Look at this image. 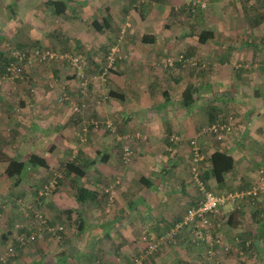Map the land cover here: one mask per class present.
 Returning <instances> with one entry per match:
<instances>
[{"label":"crops","instance_id":"obj_1","mask_svg":"<svg viewBox=\"0 0 264 264\" xmlns=\"http://www.w3.org/2000/svg\"><path fill=\"white\" fill-rule=\"evenodd\" d=\"M189 2L190 0H0V58L4 55L3 42L6 40L15 43L18 47H27L29 45L41 46V42L51 43L50 45L53 46L58 43V40L60 42L64 38V40H68V43H71L70 45L64 44V49L68 47L67 49L71 52H84L91 63L90 67L95 66L101 71L106 64L105 57L109 48L116 44L119 46L120 54L113 70L105 75L106 83L95 85L94 93L91 92L93 93L92 98H80V102L71 100L60 103L57 104L55 110L50 109L51 106L53 108L52 103H45L46 100H44L43 103L40 102L44 105L42 114L35 113L36 116H32L31 120H26L27 117H23L25 114L28 116L30 111V106L26 104L21 109L22 114L16 115V121H13L16 128L19 125L20 127L17 129L20 130L21 124L27 121L29 134L35 135L34 144L29 145L27 153L45 160L46 165L30 167L28 164L20 177V182L13 186L12 190L25 188L21 192L26 194V199L25 197L19 198L23 201H31L29 200L30 194L35 189L32 192L29 190L30 182L28 183V181L34 179L30 174L38 171L39 177H41L45 173L44 171L51 172L53 165L56 163L65 164L68 158L76 159L75 164L83 170L82 177L87 176L89 171L97 169L99 172L96 171V176L99 175L100 178L96 180L100 182H110L111 184L114 179L119 178L117 203L121 208L117 210L111 223L107 222L103 225L104 227L108 225V230L111 227L115 229V232L111 230L113 244L115 253H119L122 257V260L116 258L121 264L132 262L134 256H132L131 249L140 252L143 246V233L163 236L183 218L187 208L198 199V197L195 198L198 193L190 180L189 150L186 141L195 137L201 126L217 120L221 111L224 112L231 106H239L242 90L248 85L240 71H236L232 66L236 60L243 59L242 54L238 52L239 48H235V45L242 47L246 55L248 54L246 51H254L255 55H250L253 62H256L257 58L264 53L258 47L257 34L252 33L251 36H244V40H242L240 34H225V32L219 31L221 30L219 27L221 16L218 13L214 16L211 14L212 16L201 17L197 23L204 22L205 27H201L199 32L191 37L186 36L183 31L170 33L151 31L125 35L117 32L118 29L121 32V27L127 23L129 25H162L166 20L178 23L179 19L183 17L180 13L178 16V11L186 8L188 10L186 11L187 18H190L195 12L193 7L198 8L192 3L187 4ZM222 2L223 0H210L207 2V6L211 9L212 5L216 7L217 3ZM228 2L236 4V0H228L225 3ZM174 12L176 13L173 14ZM226 13L229 16L232 15L228 10ZM225 16L223 21L226 20ZM98 26H102L101 31H97ZM203 29L212 31V35L202 43L198 38ZM249 45L251 49H249ZM181 52L200 59L206 66L202 69H194L182 68L179 65L169 68L164 65L166 58L176 56ZM67 73L69 74V72ZM69 75L68 78H73L71 72ZM187 88H190V92L189 95H186L185 100L183 95ZM100 93H105L102 103H99L97 99V95ZM184 102L187 106L183 104ZM0 103L1 105L4 103L1 98ZM80 103L84 104L82 111L73 112V105H81ZM228 109L231 113L229 115L234 116L238 120L237 123H241L240 127L239 125L237 127L236 123L232 134L233 136L238 128L240 141L233 140L231 136L220 143L213 140L215 144L210 143V148H207L208 146H205L202 140L204 137H198L197 140L201 144L202 151L206 153L207 162L202 166V174L209 169L207 164H209L210 154L215 150H221L233 158L234 167L225 174L222 183H217L212 177H209L208 181L213 180L219 186L227 187L230 191L233 184L239 182L241 189L243 187L246 189L247 186L249 189L256 184L258 180L253 181V179L260 174L258 171V174L255 173L254 176L247 170L246 161L251 164L253 160L252 158L247 159L245 156L241 172L238 165L241 155L239 145L243 148L242 154L245 147L251 149V146L258 142L255 136L262 132L264 126L262 123H258L259 119L257 120L256 116L253 118L251 115V119L245 120V115H242L241 112L238 116L237 111L235 115L234 110ZM7 110L6 107L5 111L3 108L0 109V129L6 121ZM91 115L100 118L101 121H112L118 135L133 136L136 132L141 134L139 138H133V141L129 142L133 149V156L128 164L123 165L120 161L121 144L116 139L118 148L97 145L98 143L105 144L103 143L105 140L104 131H108L105 128H101L102 130L96 131L95 134L92 132L88 135L84 134L87 135V141L95 144L93 153L87 142L80 144L77 150H73L74 139L81 136L80 125L87 121ZM0 133L5 135L2 131ZM21 133L19 138L16 137L19 133L7 138L19 149H22L20 145L27 144L26 133L24 131ZM172 133L182 136L185 141L177 144L170 142L169 135ZM246 135L249 136L244 137ZM4 142L0 140V151L6 154L11 145ZM258 144L261 145L262 142ZM245 151L247 150L245 149ZM71 152L74 154L72 155ZM102 153H104L103 161L105 162L98 156ZM93 154L97 156L95 157ZM7 155L18 161H25L29 158L14 157L11 152ZM110 164L112 165L109 168ZM64 170L66 169L64 168ZM111 172L114 176L113 179L110 177L112 181H109L111 179L106 175ZM67 174L77 176V173L73 172ZM163 184L174 186L170 189L169 194L162 192L165 191L164 188L160 190V186ZM171 192L176 196L171 195ZM57 197H59L58 193H54L48 198V201L52 200L58 203ZM15 198L14 204L20 206ZM248 198L245 196L240 199L244 201L239 210L230 211L231 205L224 207V210L227 209V221L231 222L233 218L239 223L238 221L245 215L243 214L246 211L244 204L248 206ZM248 211L250 216L256 213V210L248 209ZM13 213L16 217L21 218L18 213L11 210L8 211L7 216L13 218ZM142 219L144 227L147 229L141 228L144 231L141 230L139 241L135 242L138 236L132 237V233H136L133 227ZM220 220L221 218L218 219V221ZM260 222L262 223V221ZM218 224L220 222L216 221L214 227ZM227 229L231 231L232 228ZM242 229L239 234L242 233ZM137 243L138 246H136ZM4 244L3 247L0 245V255L6 248ZM253 245L256 244L253 242ZM178 247L166 243L157 254L149 257L150 259L145 264H167L170 261H177ZM182 247L180 246V248ZM204 247L205 245L199 248L203 250ZM261 256L255 254L253 259L259 261ZM185 257L187 260H192L190 256ZM14 258L8 257L5 262L0 261V263L11 264L15 260ZM80 261L75 260V263L80 264Z\"/></svg>","mask_w":264,"mask_h":264},{"label":"rangeland","instance_id":"obj_2","mask_svg":"<svg viewBox=\"0 0 264 264\" xmlns=\"http://www.w3.org/2000/svg\"><path fill=\"white\" fill-rule=\"evenodd\" d=\"M207 1L210 0H206V2ZM191 2L193 1L190 0V2L187 4H191ZM197 7L198 8L193 7V10L195 12L193 14L194 17H192L193 15L191 16L192 18L191 17L187 18L186 11L188 10L186 8H183L180 11H178L177 13L178 16L179 13L183 15L182 17L183 19L182 18L179 19L180 21L178 23H174L172 21L167 22V20L164 21V24L162 25H134V24L129 25L127 23L123 25V27H121V32H119V29L117 32L120 34L124 33L125 35L127 33L140 34L151 31L168 32V33L183 31L185 32L186 36L191 37L197 34L201 27H205V25L203 24L204 22L197 23L199 20H201V17L205 15L208 16L211 14L214 16L215 14L218 13L221 16V21H219L221 23L219 25L221 30L219 31L225 32V34L227 33L240 34L242 40H244L243 39L244 36L245 37L251 36L252 33L257 34L256 38H258L257 40L258 47H260L264 51V0H236V4L234 2L225 3V1L223 0L222 3L220 4L217 3L216 7L215 5H212L211 9H209L208 6L205 9H201L199 6ZM227 10L230 11L232 15L229 16L226 13ZM175 13L176 12H174L173 14ZM167 14L169 15V11L167 12ZM224 15H226L225 19L227 21L226 20L223 21ZM53 42L55 43L54 40ZM236 42L233 43L236 44ZM3 43H4L5 52L4 55H2V57L0 58V98L1 101H4V103L3 105H1L0 103V109L3 108V110L5 111V107H6L8 108L7 110L8 113L6 114V121L2 126V129H0V131L5 133V135H1L0 133V140H3V142L4 141L8 142V144L11 145V148L9 146L6 154L0 151V161L1 159L3 160L7 158H12L11 156L7 155L9 152L13 153L14 157H18V158L19 156L20 158H26V157L28 158L30 155L29 153H27V151L29 150V145L32 143L34 144L35 135L31 136L29 134L27 121L24 124H21L20 130L17 129L20 126L17 125L16 128V125H14L13 123V121H16V115L22 114L21 109L26 104L30 106V111L28 112L29 113L28 116H26L25 114L23 117L25 118L27 117L26 120H31L32 116H36L35 113L42 114L41 112L44 105H42L40 102L43 103L44 100H46L45 103L47 102L52 103L53 108L51 106L50 109L55 110L57 108L56 107L57 104H60L58 102V99L62 93L65 92V94L68 96V100L66 102H70L71 100L72 101L74 100L75 102L78 101L80 102V98H84V99L87 97L92 98V95L94 93L93 89L95 85H101L102 82L106 83V79L102 81L101 80L92 81L91 76L98 75L101 72L100 69L96 68L95 66L90 67L91 63L89 62L84 52H80V51L71 52V50L69 51V49H67L68 47L64 49L63 48L64 44L67 45L71 44L68 43V40H64V38L61 39L60 42L58 40V43H55V45L53 46L50 45L51 43L47 44L46 42L44 43L41 42V46L39 47L49 48L56 52H61V53H69V54L75 53L77 55L80 54L81 55V56L79 55L80 60L83 63L82 65L83 73L85 74V76H87V78H89L87 88L85 89L81 88L82 87L81 79L76 74L74 67L66 60L62 62L58 60H50L47 62H36L32 66H27L24 68L25 72H24L23 81L14 80V79L13 80L5 79L2 77L3 75L2 68L4 67L7 60L12 58V52L29 51L32 47L37 45L18 47V45H16L15 43L7 40L4 41ZM235 48H239L238 52L242 54L243 59L241 60L238 59L236 60V62L233 61L234 64L232 66L236 71L238 70L240 71L242 77H244L247 80L246 84L248 86L245 87L244 90H242L239 106L235 105V107L231 106L228 108H231V111L234 110L235 115L237 111L238 116L240 115L241 112L242 115H245L244 116L245 120L251 119L250 118L251 115H253L252 116L253 118H255L256 116L258 117L257 120L259 119L258 123L259 124L262 123V125L264 126V53H262V55L257 58L256 62H253V58H251L250 55L251 54L255 55V53H253L254 51L252 50L246 51L248 53L246 55L244 54L245 51L242 49V47L240 46L238 47L236 44ZM249 49H251L250 45H249ZM112 70L113 69H111L110 71ZM67 72H69V74L71 72L73 78L70 77L68 78V76L70 75ZM250 83H252L253 85ZM104 95L105 93H100V95H97V99L99 103L103 102ZM224 108H226V105H224ZM228 108H226L224 112L221 111V115L219 116V118L220 117L222 119L231 118L232 120L233 127L230 135L228 136L229 139L233 134V131L235 129L238 120L235 119L234 116L229 115L231 113H229ZM89 119L100 121V118H97L92 115L89 117ZM89 119L87 121H89ZM83 124L84 123H82V125ZM240 124L241 123H237V127L238 125L240 127ZM82 125H80L79 127L81 136L80 138L74 139L73 143L75 147L73 148V150H77L80 144L87 142V144L90 145L91 151L93 153L95 151L94 149L95 144L90 143V141H87V135L91 132L95 134L101 131L102 129L100 127L98 129H94L91 126H88L86 131L87 135H83V133L81 132ZM203 126H201L199 130ZM21 131H24L27 135L26 136L27 144L20 145L22 149H19V147L17 148L15 144L11 142V140L8 141L7 138L8 136L15 135L16 133H19L18 135H16V137L19 138V136H21L22 134ZM36 132L38 131L36 130ZM104 134H105V140L103 141V143L105 144L98 143L97 145L99 147L102 145L111 146L114 148L119 147V145L115 142V138L111 132L104 131ZM238 134H239V129L237 128V131L232 136L233 140L240 141V137ZM257 135L258 136L254 135L258 140L256 145L251 146V149L245 147L247 151H245L244 149L243 154H242L243 148H241V146L239 145L241 149V155L238 159V165L240 167L239 169H241V172L243 171V168L241 167L244 166L243 163L244 156L247 157V159L252 158L253 160L251 162L252 165L249 164L246 161V159L245 161H246L247 170L251 172V174H254V176L258 174L260 168L264 166V146H263L264 129L262 130L261 133H257ZM248 136L249 135H246L244 137H248ZM249 139L251 138L249 137ZM202 140L204 145L208 146L207 148H210L209 144L214 143V141L218 143L221 142V141H217L211 136H205L204 139ZM261 142H262L261 145L258 144ZM23 149L26 151L21 152V150ZM100 149L103 150L102 148ZM71 153L72 155L74 154V152ZM67 155L69 156V153ZM204 155H206L205 152ZM93 156L95 155L93 154ZM98 156L101 157L100 160L103 161L104 153L99 154ZM95 157H93V159H95ZM72 160L68 158L66 159L65 162L66 163L67 161L74 162L76 159L74 158ZM66 163L65 164L56 163L55 165H53L52 167L53 169H51V172L44 171L45 173L41 177H39L40 173L38 171H34L33 173L31 172L32 174H30V176H33L34 178L32 181H28V183L30 182L28 186L31 192L33 189H37L43 183L47 182L51 177H53V174L56 175V179H57V186L53 189L50 195H48L46 198L43 199L42 204L39 207H36V209L28 208L29 206L28 201L22 200L20 202V206L14 204L15 197H17L15 198L16 200L19 199L18 197H23V198L25 197L26 199L25 196L26 194L24 192H21V190H25V188L22 189L21 187L20 189L12 190L13 186L10 187V182L8 183L6 181H0V245H2L3 247V244L5 243L4 245L6 246L13 245V247L15 248V256H14L15 260H13L11 264H35L38 259H40L41 264H47L54 261V259L57 258L59 255H61V253H63L64 255H66L67 258L70 259L69 261L71 262V264H77L75 263V260H81L80 264H120V262H118V260L116 259L119 258L120 260H122V257H120L119 253L116 254L115 251L114 253L116 258L113 259L115 260V262L111 261V263H109L110 261L104 260L103 257L104 253L102 254V252L100 251L101 249H98L99 246L96 245V238H98L101 235V233L104 231L101 227V224H107V222L111 223L112 219H114L116 216L117 210L121 208L118 207V203H117L118 192L114 194L115 198L113 202L110 203V205L107 207L106 198L103 200L102 196L104 194L103 193L104 189L110 184V182L106 183L96 180L100 178L99 175L96 176L97 172H99L97 169L89 171L87 176L80 177L79 179L77 176L68 175L67 173L69 172H67V170H64ZM111 165L112 164L108 165V167L110 168ZM2 171H3V166L0 163V172ZM46 172H48V174H46ZM106 176H108L109 179L111 178L113 179L114 175L113 172H111V173H107ZM112 179L109 181H112ZM254 180H259V176L256 175L253 181ZM257 183L258 181L256 182L255 185H257ZM77 184H80L91 190H96L97 192L96 200L93 202H87L84 205L79 206L76 200L74 199V192H75L74 187ZM206 185L208 189L220 194L221 193L226 194L227 192L236 193L241 191H247L250 189L247 188L248 186L246 187V189L244 187L241 189L240 187L241 183L239 182L237 184H233L234 187L232 186L230 191L227 189V187L223 188V186L222 187L219 186L213 180L208 181V179H206ZM173 187L174 186H172L171 184L169 185L163 184L162 186H160V190L164 188L165 191L162 192L169 194L170 189ZM54 193H58L59 196L57 197V200H59L58 203H55V201L52 200L48 201V198H50ZM196 193H198L197 190ZM171 195L176 196V194H173L172 192ZM197 197L198 198L200 197L199 193L195 198ZM31 198L32 197L30 194V199ZM248 199H249L247 202L248 206L244 204L246 207V211L243 214L245 215L242 216V219L240 221H238L239 223H237V221L233 218H232L233 222L232 221L230 222L229 220L227 221L228 219L227 211H226L227 209L225 210L222 209V217H219L221 218L220 221H218V219L216 218L213 222L214 225L216 221L218 223L220 222V224L214 227V233L220 235L222 241L220 245V249L217 248L220 264H264V244L260 243V239H264V191L258 193V195L255 198L249 197ZM243 201L244 200H240L237 203L236 200L231 205L232 209H230V211L234 209L239 210L240 207H242L241 204H243ZM106 208H108V211H105ZM248 209L256 210V213L250 216ZM10 210L18 213V215L21 218L16 217L14 213H13L14 215L13 218L11 216H7V213ZM68 210H70V212H67ZM78 212H81L82 219L84 220L83 230L81 233L78 231L77 228V225L79 224V220L81 219L79 218ZM34 213L43 214L44 218L47 219V221L50 224L66 223L65 225L66 232L63 236H61L60 240L51 238L45 232H43L40 233L39 237H37L36 240H34L33 242L25 243L22 245H19L17 243L16 237L20 234L19 233L20 228L25 226L24 223L30 226L35 225V228L37 227ZM260 221H262V223ZM16 224H18V227H16ZM226 227L229 229L232 228L231 231H228ZM133 228H135L136 233H132V237L135 236L136 238L138 236V239H136L135 241L138 242L140 234L144 231L142 229L143 228L147 229V227H144V222L142 219L139 220L137 222V225L135 224ZM109 229H110V236L112 237L113 232L111 230H114L115 232V229H113V227ZM241 229L243 231L241 234H239V231ZM148 230L150 231V228ZM253 242L256 245H253ZM247 243L252 244L253 246L246 247L248 245ZM242 244H244L247 249L242 248L241 247ZM172 245L179 246L178 247L179 250L176 251L178 253L176 257L178 258V260L174 262L170 261V263L168 262L167 264H207L202 257L203 254L202 248H197L195 246H192V244L188 240L187 235L180 234L176 238L175 243ZM136 246H138V243L136 244ZM143 246H145L144 240H143ZM143 246L140 250L143 249ZM180 246H183L182 247L183 249L180 248ZM224 246H228V249L227 250L224 249ZM130 251L133 253L132 256H136V254L138 253V250L136 251L131 249ZM113 254L110 253L109 257ZM255 254L262 255L259 261L253 259V256H255ZM185 256H190L192 260H187Z\"/></svg>","mask_w":264,"mask_h":264},{"label":"built area","instance_id":"obj_3","mask_svg":"<svg viewBox=\"0 0 264 264\" xmlns=\"http://www.w3.org/2000/svg\"><path fill=\"white\" fill-rule=\"evenodd\" d=\"M224 1L226 2L228 0ZM207 2L206 0H193V2L191 3H193V5L199 6L201 9H205L208 4ZM118 47L119 46L116 44L109 48L105 57V66L98 75L91 76L92 81L104 80L107 72L114 68L116 59L120 54ZM50 60H58L61 62L64 60L68 61L74 67L76 74L81 79V88L85 89L88 87L89 78H87V76H85V74L83 73V63L80 60L79 56L69 53L56 52L52 49L40 48L38 46H34L29 51L25 52H12V58L8 60L4 68L5 70L2 77L10 80L14 79L23 81L25 67L32 66L36 62H47ZM164 65L169 68H174L176 67V65H179L182 68L190 67L194 69H202L206 66V64L200 59L187 56L182 52L178 53L176 56H169L168 58H166ZM67 100L68 96L64 92L60 95L58 102L63 103ZM83 107L84 104L73 105L72 110L76 113L81 112ZM88 126H91L94 129H98L99 127L105 128L109 132H111L116 141L121 144L120 158L122 163L128 164L130 162V159L133 156V149L129 145V142L131 139L133 140V138H139L141 136L139 132H136L133 136H130L128 134L118 135L116 133L115 125L112 121H98L89 119V121L84 122L81 128L84 134H86ZM232 127L233 124L231 118L222 119L220 117L214 122L203 126L198 131L195 137H192L186 141L189 150L190 180L199 193L200 197L192 206H189L187 208L183 218L179 222H177V224L173 228H171L170 231L165 235L155 236L150 233H146L145 235H143L142 239L145 242V248L141 255L134 259V264H141L143 259L155 252L160 247L164 246L166 243L171 242V244H174L176 241V235H178L184 228L187 231L188 240L192 245L197 248L205 245L202 254L203 260H207V264H220L217 248L220 249L222 241L221 236L214 233V220L216 218L219 219V217L222 215V209H224V207L232 205L236 200L238 201L245 196L255 198L258 193L264 191V166H262L259 170L260 176L257 185L252 186L247 191L220 194L207 188L206 182L202 178V166L206 162V157L197 138L211 136L217 141L223 142L228 139V136L232 131ZM169 141L177 144L180 142H184L185 138L176 133H172L169 135ZM207 166H209V164H207ZM119 183L120 179L116 178L104 189L103 193L106 197L107 207L110 205V203L113 202L115 198L114 194L117 192V186ZM56 184V175L53 174V177H51L47 182L43 183L41 188L37 191L38 195H50L53 189L56 187ZM21 201L22 200L20 198L17 199V202L20 203ZM40 203L41 202H39L38 204ZM38 204H29L28 208L36 209ZM105 211H108V208H106ZM34 215L36 218L35 220L37 227L33 231H31L28 236L20 233L16 237V241L19 245L33 242L34 240H36L37 234L39 232L43 233V231H45L46 234L55 236V239L60 240V231H63L62 224L52 225L47 222L43 214L34 213ZM16 227H18V224H16ZM260 243L264 244V240H260ZM224 249L227 250L228 246H224ZM0 256L2 262H5L6 258L8 257H14L15 248L13 247V245L6 246V248L4 249V253Z\"/></svg>","mask_w":264,"mask_h":264},{"label":"trees","instance_id":"obj_4","mask_svg":"<svg viewBox=\"0 0 264 264\" xmlns=\"http://www.w3.org/2000/svg\"><path fill=\"white\" fill-rule=\"evenodd\" d=\"M96 29H97V31L98 30L101 31L102 26H98ZM211 35H212V31L203 29L200 31L198 40L203 43L206 41V39L210 38ZM8 60H7V62H8ZM7 62L5 63L4 67L2 68L3 73H4V70H5L4 68H5ZM189 92H190V88H187L185 90L184 95H183V98H185V100H186V95H189ZM183 104H185L187 106V104L185 102ZM81 132H82V130H81ZM83 135H84V133H83ZM1 161H0V163L3 166V171L0 172V181H6L8 183L10 182V187L16 186L20 182V177H21L23 171L25 170V168L27 167L28 164L30 167L31 166H37V165H39V166H45L46 165L45 160H43L40 157L35 156V155H30L29 158L25 161H18L14 158H7V159H3V160L1 159ZM208 161H209V169L207 170V172H203V174H202V176H203L202 178H203V180L205 179V182H206V178L208 179L209 177H212L213 179H215V181L217 183H222L224 180L225 174L230 172L234 167L233 158L229 154H227L226 152L221 151V150L213 151L210 154ZM65 169L69 173H71V172L77 173L78 179L80 177H82V175L84 174L81 167L78 166L77 164H75V162H67ZM41 186H39L37 189H35L33 191V193L31 194L32 198L29 199L31 201L28 202L30 205L31 204L33 205L34 203L38 204L39 202H41L40 204L37 205V207H39L42 204L43 199L47 197V196H39L38 195L37 191L41 188ZM56 186H57V184H56ZM74 190H75L74 197H75V200L79 206L84 205L87 202H93L96 200V197H97L96 190L88 189V188H86L80 184H77L74 187ZM102 198H103V200L106 198L104 194H103ZM67 212H70V210H68ZM78 215H79V218H81V219L79 220V224L77 225V228H78V231L81 233L83 230L84 220L82 219L81 212H78ZM61 224L63 226V231H60V235L63 236L66 232V227H65L66 223H61ZM176 224L177 223H175L171 228H173ZM24 225L25 226L20 228L19 233L28 236L29 233L35 229V225L30 226V225H27L25 223H24ZM52 225H55V224H52ZM101 227L104 231L101 233V235L98 238H96V245L99 246L98 249H101L100 251L102 252V254L104 253V255H103L104 260L110 261L109 263H111V261L116 258L115 253H114L115 252V246L113 244V238L110 236V229L108 230V225H107V227H104V225L101 224ZM170 229L168 231H166L163 235H165L167 232H169ZM43 232H45V231H43ZM186 232L187 231L185 230V228L182 229L181 232L178 235H176V238L180 234L186 235L187 234ZM39 234H40V232L37 234V237H39ZM145 234L146 233H143L142 237ZM47 235L50 236L51 238L55 237V236L50 235V234H47ZM260 240H264V239H260ZM170 244H171V242H170ZM192 246H194V245H192ZM248 246H253V245L248 244L246 247H248ZM241 247L246 248L244 244H242ZM144 248H145V246H143V249L140 250V252H138L136 254V256H134V258L132 259V262H127L124 264H134V262H135L134 259L141 255V253L144 251ZM161 248L162 247L157 249L152 254L148 255L145 259L142 260L141 264H145V262H147L150 259L149 257L157 254ZM110 253L111 254L114 253V254L109 257ZM69 260L70 259L67 258L66 255L61 253V255H59L57 258L54 259V261H52L51 263H47V264H71V262ZM36 262H38V264H39L40 259H38ZM113 262H115V260ZM210 262H212V261H210Z\"/></svg>","mask_w":264,"mask_h":264}]
</instances>
